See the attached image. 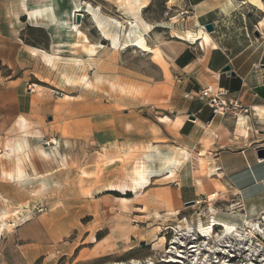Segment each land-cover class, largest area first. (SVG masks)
<instances>
[{"label": "rangeland", "instance_id": "1", "mask_svg": "<svg viewBox=\"0 0 264 264\" xmlns=\"http://www.w3.org/2000/svg\"><path fill=\"white\" fill-rule=\"evenodd\" d=\"M248 2L264 10L259 0ZM40 3L48 0H28V8ZM80 3L89 4L90 12L80 14L83 35L77 37L71 13ZM56 6L59 22L53 16L50 24L43 8L29 19L33 23L25 17L18 23L17 0H0V264H19L23 257L29 264H165L178 247L183 264H196L195 258L264 264L237 263L248 252L221 251L231 240L212 221L247 230L230 208L194 203L180 213L168 209L159 215L158 200L168 185L151 178L165 173H156L163 158L179 166L181 157L171 146L158 147L170 158L149 151L155 144H172L162 128L171 123L160 118L167 115L162 112L173 74L159 46L169 36L183 35L184 23L170 22L183 5L57 0ZM133 18L136 29L126 24ZM139 35L147 49L134 42ZM138 174H147L148 181L141 184ZM250 235L249 249L264 257V234ZM180 237L182 245L172 244ZM189 245L199 252H190ZM217 249L221 253L209 252Z\"/></svg>", "mask_w": 264, "mask_h": 264}, {"label": "crops", "instance_id": "2", "mask_svg": "<svg viewBox=\"0 0 264 264\" xmlns=\"http://www.w3.org/2000/svg\"><path fill=\"white\" fill-rule=\"evenodd\" d=\"M174 1L181 3L184 10L170 22H183L185 32L182 30L181 37H167L159 46V55L173 74L172 92L162 112L167 115L160 118L171 123L162 128L169 131L165 140L172 144H155L156 148L149 151L158 150L170 158L158 147L171 146L180 151L181 157H173L179 166L172 180L167 173L151 178L165 180L168 185L165 197L158 200L163 209L159 215H163L162 211L167 215L168 209L180 213L181 207L191 201L213 202L221 207H236L235 216L241 224L243 217L264 215V158L257 157V151L264 150V10L248 0ZM259 1L264 6V0ZM49 3L57 20V0H48ZM48 4L28 8V0H17L15 19L21 23L19 18L25 17L33 23L26 11L41 10ZM206 24L213 26L212 32L204 29ZM256 32L258 37L254 36ZM186 33L201 36L191 41L184 39ZM226 66L230 68L228 73L222 72ZM207 87L225 92V98L247 108V114L238 118L213 116L195 97ZM163 129L159 128L161 133ZM211 194L216 197L214 201L208 199ZM27 226H22L21 231ZM19 264H29L28 259L21 258Z\"/></svg>", "mask_w": 264, "mask_h": 264}, {"label": "bare ground", "instance_id": "3", "mask_svg": "<svg viewBox=\"0 0 264 264\" xmlns=\"http://www.w3.org/2000/svg\"><path fill=\"white\" fill-rule=\"evenodd\" d=\"M49 1H51V0H49ZM56 1V0H55ZM252 5H253V3H252ZM144 6V5H143ZM89 9H90V5L89 4H86V3H80V4H75V6H74V9H73V11H72V13H71V15H72V17H76V15L77 14H82V13H88V12H90L89 11ZM54 8H53V6H52V4H48L46 7H44V11L43 12H47V13H49V17H48V20H49V23L50 24H52L53 22H54V18H52L53 16H54ZM37 14L38 15H40V13H38L37 11H31L30 13H29V18H30V20H34V19H36V16H37ZM83 16V15H82ZM51 17V18H50ZM94 17V16H93ZM95 18V17H94ZM130 21V20H129ZM128 22V21H127ZM126 22V24L130 27V29H136L137 28V24H138V20L137 19H135V18H133V21H131V22H128L127 23ZM61 23V22H60ZM95 23L97 24V26H98V28L100 29L99 31L101 32V34H104V30H103V28H102V26L99 24V22L97 21V20H95ZM62 25H63V23H62ZM118 25H119V22H118ZM120 26V25H119ZM49 28H52V25H47V28L46 29H49ZM80 26H79V24H77V23H75L72 27H71V29L72 30H75V32L77 33V37H79L80 35H83L82 34V32L80 31ZM205 33V32H204ZM204 35H206V33L204 34ZM176 36V35H175ZM200 34H196V35H191L190 33H186V34H184V39H189V40H191V41H197V39H199L200 38ZM176 37H178V36H176ZM199 37V38H198ZM206 37V36H205ZM203 38V37H202ZM207 38V37H206ZM128 39H130V38H128ZM141 39H142V37H141V35H139V36H137L135 39H134V42H137L138 44H139V46L140 47H142V48H145V49H147L146 48V46H144V43L141 41ZM203 40V39H202ZM83 42L86 44V43H88V38L86 37V36H83ZM141 49V48H140ZM149 50V49H148ZM32 51L34 52V53H41V54H43V56L44 57H47V58H50V55L49 54H47L46 52H44V51H42V50H37V49H32ZM144 51V50H143ZM87 52L89 53V52H91V54L92 53H94V51H91V50H87ZM93 55V54H92ZM91 55V56H92ZM46 58V59H47ZM76 68H78V70L80 69V66H79V63L81 62V60H79V59H76ZM258 111V110H257ZM262 113L264 114V110L262 111ZM257 114L258 115H260V112H257ZM16 149H19V145H17L16 146ZM190 157V156H189ZM152 159H155V158H157L156 156H153L152 155V157H151ZM162 161H163V166L161 167V170L160 171H158V172H156V173H159V172H165V173H167L168 174V177H172V175H173V173H174V171L178 168V163H176V162H174V161H171V160H168V159H165V158H163L162 159ZM155 177V176H154ZM137 179H138V181L140 180V182H141V184L142 183H144V182H147L148 181V175L147 174H138L137 175ZM114 191H116V189H114ZM123 194H124V192H123ZM264 219V218H263ZM245 223V226H246V229L247 230H245V232H243V230H241V229H239L236 225H230V224H223V223H213V221H212V225H219V226H221V227H223L224 228V236L226 237V236H229V238H228V240H231L230 242H229V244H228V242H226L228 245H226V246H222V249H221V251H223V248H224V250L225 249H227V248H229V247H231L232 246V241H235V242H237V244H236V246H239V249H241V250H243L244 249V246H247L246 248H245V252H250L251 253V257H253V256H256L257 254H256V249L255 250H250L249 249V247L251 246V243H253V242H251L250 241V239H251V231L252 232H254V234L255 233H257V234H259L260 236H261V234H264V220H262L261 221V223L260 222H256V221H251V222H249V221H245L244 222ZM205 229V228H204ZM209 233V235H210V233H211V231H212V228H207L206 229ZM241 231V232H240ZM248 231V232H247ZM207 233V232H206ZM212 234V233H211ZM208 235V236H209ZM204 236V235H203ZM208 236H207V239H208ZM219 236V235H218ZM263 237H264V235H262ZM219 238V237H218ZM227 239V238H226ZM182 238L180 237V238H175V240L172 242V244H180V245H182L183 243H182ZM222 240V239H221ZM162 241L164 242L165 240H164V238H162ZM227 241V240H226ZM181 242V243H180ZM196 244V243H195ZM223 244V243H222ZM243 244V245H242ZM208 245V243H206L205 244V246H207ZM231 245V246H230ZM178 247V246H177ZM191 248H194L195 250L194 251H190V252H192V253H194V252H199V250L197 249V247H196V245H193V246H191ZM207 248H209L210 249V247H207ZM212 248V247H211ZM178 249H180V247H178V248H176V250H175V252L177 253V255L175 256L174 255V257L172 256H170L169 257V259H167V261H163L162 263H165V264H183L184 263V261H182L181 260V258H184V256H182V255H180V254H182L183 253V251H180V250H178ZM232 249L233 250H235V246L233 247L232 246ZM211 250V249H210ZM262 250V249H261ZM207 251H209V250H207ZM221 251L220 250H213V251H210V253L212 252V253H221ZM230 251H232V250H228L227 249V254L230 252ZM239 251V250H238ZM226 251H224L223 252V254L225 253ZM168 253H171L170 251L168 252ZM240 253V252H239ZM258 256V255H257ZM208 257V256H207ZM229 257H231V255L229 256ZM180 258V259H179ZM200 259H198V258H195V259H193V261H195V263L196 264H211V262L209 261H206V260H204V261H199ZM250 260H252L251 258H250ZM228 261V260H227ZM261 261H263V263H264V259H262ZM148 262V261H147ZM217 263L219 262V261H216ZM127 264V263H126ZM128 264H140V263H138V262H136V261H132V262H130V263H128ZM228 264V263H227ZM234 264V263H233Z\"/></svg>", "mask_w": 264, "mask_h": 264}, {"label": "built area", "instance_id": "4", "mask_svg": "<svg viewBox=\"0 0 264 264\" xmlns=\"http://www.w3.org/2000/svg\"><path fill=\"white\" fill-rule=\"evenodd\" d=\"M225 95H226V93L223 92L222 90H214L210 87H207V88H204V89H201L200 91H198L196 93L195 97H197L200 101L205 103V105L211 110L213 116H220V117L232 116V117L238 118V116L241 114H247V112H248L247 108L243 107L237 101L227 100L225 98ZM208 199H209V201H214L216 199V197L214 196V194H211ZM194 203L196 205L197 204H208V202H203V201L202 202L201 201H195ZM226 208H230V210L233 212V214L237 213V208L234 207L233 205H229ZM263 218H264L263 216L256 217L254 219H247L246 217H243L241 224L245 225V223H244L245 221H249V222L256 221V222L261 223V221L264 220ZM255 234L257 236H259V234H257V233H255ZM194 240L197 241V239H194ZM236 244H237V242L232 241V246L233 247L235 246V250H233L232 247L227 248L228 250H232V251H230L231 254H235V253L238 254L239 251L245 252L244 250L248 246V245L244 246V249L241 250V249H239V246H236ZM191 246H193V245H189L188 249H190V251H194L195 249L191 248ZM230 253H228V254H230ZM231 256H234V255H231ZM247 256H248V258L240 257V259H235V260L237 261V263H240V261L251 262L250 258L253 261H256V260L260 261V260L264 259V257L259 258V256L257 257V255L253 256V257H257L258 259H253V257H251L250 252H248ZM227 260H234V259L231 258V259H227Z\"/></svg>", "mask_w": 264, "mask_h": 264}, {"label": "water", "instance_id": "5", "mask_svg": "<svg viewBox=\"0 0 264 264\" xmlns=\"http://www.w3.org/2000/svg\"><path fill=\"white\" fill-rule=\"evenodd\" d=\"M80 22H81V15L80 14H77L76 17H75V23L79 24ZM204 29L207 32L210 33V32L213 31V26L211 24H206L204 26ZM254 36L258 37L259 36L258 32H256L254 34ZM229 71H230V68L228 66L224 67L223 70H222V72H226V73H228ZM232 76H233V74H232ZM257 157L260 158V159L264 158V150L263 149H260V150L257 151ZM192 204H194V201H191L189 203H186L185 205H192Z\"/></svg>", "mask_w": 264, "mask_h": 264}]
</instances>
